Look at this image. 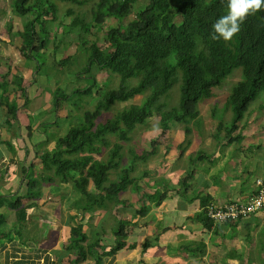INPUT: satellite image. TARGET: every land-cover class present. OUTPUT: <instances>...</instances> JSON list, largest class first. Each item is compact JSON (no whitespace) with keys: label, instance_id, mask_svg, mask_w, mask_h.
Instances as JSON below:
<instances>
[{"label":"trees","instance_id":"1","mask_svg":"<svg viewBox=\"0 0 264 264\" xmlns=\"http://www.w3.org/2000/svg\"><path fill=\"white\" fill-rule=\"evenodd\" d=\"M83 1L13 0L11 4L12 12L25 18L23 30L18 32L22 39V55L27 59L39 56L41 61L44 57L49 62L46 51L52 43V64L55 68L64 69L63 67L68 66L67 72L75 74L84 83L76 85L71 91L57 90L53 101L54 109L58 111L66 106L72 108L71 105L78 104L87 95L93 97L96 93L101 96L90 99L88 103L95 104L94 108L85 110L81 117H75L77 124L71 126L62 136L55 134V149L41 156V178L44 183L51 184L59 180L72 183L79 193V197L71 205L77 211L70 217V250L77 253L76 264L85 260L96 248H102L99 237L105 234L104 226L93 228L91 232L94 240H90L84 231L85 224L77 219L88 216V222L92 223L98 212L111 211L122 205V202L124 205L127 201L120 196L129 189L140 192L142 175L133 176L132 172L137 169L138 162L147 161L156 151L139 155L130 150L131 165L121 170L123 172L120 171L124 158L123 142H130L131 134L139 126L146 125L152 117L158 115L163 132L168 131L172 123L184 124L187 135L194 129H200L202 123L199 103L213 98L214 89L241 69L242 80L233 87L226 100L225 109L232 113L230 123L223 127L224 122L220 121L213 136L218 140L219 131L223 127L227 142H242L244 136L239 131L243 128L239 124L244 120L252 102L264 92V7L250 12L242 21L240 31L232 39L224 40L213 38L212 25L219 16L227 13V0H148V5L137 12L135 19L127 25L109 30L106 39L110 45L101 48L97 42H91L86 35H81V32H89L92 26L101 28L109 16L124 20L132 5L139 0H99L91 22L85 23L83 17L77 15L71 23L78 27L82 24L79 33V48L84 52L82 60L78 55L58 60L55 57L57 52L66 48L62 46V34H58L60 25H64L65 19H70L75 12L68 10L61 20L63 24L56 23L61 18L59 3L81 5ZM29 14L33 16L27 18ZM71 24L64 25L66 32L72 27ZM52 25L56 30L52 29ZM7 27L12 35V20ZM77 58L82 63L79 68H75L76 64H73ZM35 61L34 73L37 75L42 64H38L41 62L36 57ZM73 67L75 70H72ZM96 71L107 74V78L99 81ZM58 72L65 71H56L55 74ZM2 77L4 80L0 88L4 85L9 90L8 75ZM117 78L119 83L114 85L113 81ZM132 80H136V84ZM12 81L28 103L24 78L20 75L13 76ZM176 85H179V103L169 106ZM137 96H145L140 104L132 102L103 122L99 121L103 114L111 113L117 104L127 105ZM3 100L8 105V98L1 96L0 104H3ZM68 117L75 119L71 110ZM110 136L116 137L118 141L112 144ZM190 144L186 142L183 145L180 149L182 154ZM104 150H107L106 159H98L97 156H103ZM203 158L204 154L198 152L191 164ZM113 171L117 175L114 180L111 179ZM146 173L147 171L143 175ZM193 173L192 170L186 176L192 177ZM56 178L59 180L56 181ZM30 180L33 185L30 186V191L33 193L34 186H38L39 181L32 177ZM90 181L95 185L94 190H89ZM39 194L37 191L36 196ZM32 196H35V192ZM144 197L161 203L165 194L156 192ZM128 207L133 208L131 205ZM146 210L147 207L142 206L135 214L143 215ZM129 225L130 222L126 220H112L110 229L115 242L110 247L113 251L125 246Z\"/></svg>","mask_w":264,"mask_h":264},{"label":"crops","instance_id":"2","mask_svg":"<svg viewBox=\"0 0 264 264\" xmlns=\"http://www.w3.org/2000/svg\"><path fill=\"white\" fill-rule=\"evenodd\" d=\"M2 57L1 54L0 69L4 60ZM11 73L16 76L14 71ZM35 85V88H29L30 94L27 90L28 103L25 100L22 102L17 88H12V94L4 85L0 88V95L7 97L9 102L7 105L3 100V104H0V264H76L77 253L70 250V217L75 214L71 211V205L79 193L72 183L59 180L46 184L37 176L43 172L41 156L56 146V139L48 141L46 135L47 130L52 131L54 127L43 129V126L49 124L48 116L52 113L57 118L67 119L69 111L65 113L64 107L56 111L53 105L54 91L51 90V97L47 98L38 91V84ZM44 86L48 88V85ZM19 93L20 98L11 100L15 95L19 97ZM47 111L51 112L47 114ZM197 132L198 137L185 151L188 154L187 161L183 162L184 173L178 175L175 186L169 184L175 179L169 178L170 175L164 174L152 184L143 182L141 176L143 193L135 201V204H141L137 207L124 198L127 202L118 207L127 213L122 220L130 222L125 246L113 251L110 247L115 242L113 234L106 239L110 240L106 243L102 240L104 234H101L102 248H96L77 264H264V210L226 224L213 222L203 211V207L209 204L225 205L230 201H247L250 198L257 190L255 183L251 182L254 168L250 170L249 165L250 171H247L249 163L242 165V157L247 158L245 152L252 155L253 150L264 148L247 141L215 144L210 140L215 136L208 138L206 128L203 134L199 129ZM244 145L247 146L244 148ZM198 152H202L205 158L194 164L196 169L194 171L192 168V177H187ZM173 164L177 165L178 162L174 161ZM260 166L263 167L264 162ZM170 169L173 171L174 167ZM149 173L147 170L146 177ZM31 177L39 181L33 190L34 193L38 188V196L36 192L32 196L30 191V186H33ZM55 191L61 201L71 199L70 206L50 202ZM156 192L165 194L161 203L144 197ZM120 197L123 200V196ZM146 199L149 203H146ZM129 205L133 208H129ZM142 206L147 207L146 212L136 216L135 211ZM130 214L132 218L127 220ZM168 214L170 218L165 220ZM79 218L77 220L82 223H89L88 216ZM97 224L93 228L103 227L101 220ZM14 225L16 231L10 232ZM9 226H12L10 231ZM88 235L90 240H94L93 232Z\"/></svg>","mask_w":264,"mask_h":264},{"label":"rangeland","instance_id":"3","mask_svg":"<svg viewBox=\"0 0 264 264\" xmlns=\"http://www.w3.org/2000/svg\"><path fill=\"white\" fill-rule=\"evenodd\" d=\"M12 1L11 0H0V46H1V54L3 56L2 59H4L2 67L0 69V76L3 73L4 75H8L7 77L8 78L7 82L9 83L8 91H11L12 88H17L16 84L12 81V78H13L12 77L13 73H11L12 71L16 73V76L20 75L24 78V84L27 87L28 92H29V88H35L36 87L35 84H38V89H39L38 91L41 92V94L43 95L44 94L47 95V98L51 97L50 96L51 90L54 91L52 92L54 96L55 92L59 89L62 91H71L76 85L84 84L82 80L79 81L77 79L75 74L71 72H67L69 70L68 66L63 67L65 70L59 67L55 68L54 64H52L54 62V57L52 56L54 53L52 43L49 45L46 51L49 57V60H48L49 62H47V58L45 60V58L43 57L41 61L39 56H35L41 62V63H38V62L37 63L39 65L42 64V66L38 68L37 70V75H35L33 71V68L36 65L35 57H33L34 61L33 59H27L25 56L22 55L20 51V48L22 46V39L19 37L18 32H21L23 30V22L25 18L17 16L16 14H14V12H12V9H11ZM98 1L99 0H84L83 4L81 5L59 3V15L61 16V18L57 20L56 23L63 24L61 23V20L68 10H74L75 12L74 14H72L70 19H65L64 25L70 26L73 18H75L77 15L83 17L85 23L91 22L94 18V14L96 10L95 6L98 4ZM148 3H149L148 0H139L136 4L132 5L130 12L128 13L127 17L124 18V20L120 21L114 18L113 16H109L104 20L101 28L97 29V27L92 26L89 32L86 33L85 31H82L81 35H86V38L90 40L91 42L95 41L98 43V45L101 48H106L110 45L108 40L106 39V36L109 30L114 27L121 26V25H127L130 21L135 19L137 12L144 9L148 5ZM31 15L33 16V14H29L27 18H29ZM11 20L13 22L12 35L11 33L8 32V29H7L8 28L7 24ZM64 25H60L58 34L60 36L62 34V37L64 40L62 46L63 47L65 46L66 48L65 50H59L57 52L55 56L56 59L60 60L65 57H70V56L76 57V55H78V57H80V60H82L84 52L83 51L81 52L79 48L80 46L79 33H80V27L82 26V24L80 25V27L73 26L71 24L72 27L69 28L67 32L65 31ZM52 29L56 30V27L52 25ZM51 33L54 35L53 30L51 31ZM86 60H87V54H86ZM73 64H76L75 68L77 67L79 68L80 64L82 63H79V58H77L76 62H74ZM20 67L21 69H19ZM75 68L72 70H75ZM31 70L33 71L34 74L31 73ZM56 71H65V72H62V73L58 72L57 74H55ZM241 72H242L241 69H238L237 72L229 76L220 87L215 88L214 89L215 95L213 98L199 103L198 107L200 110V115L202 117V119L200 118L202 121L201 122L202 127L199 130L203 134V130L206 128V131L209 132L207 135L208 138H210L217 132V127L220 121L224 122L223 127L225 125H229L228 123H230L232 113L231 111H227L225 109L226 100H227L228 95L232 91L233 87L236 86V84L242 80ZM95 73L98 74L97 75L98 80L101 82L107 78V74L105 73H101L100 71H96ZM48 79H50L49 81L50 84L48 82ZM36 80L38 82H36ZM0 82H3L2 77H0ZM113 82H114V85H117L119 83V79L117 78ZM132 83L136 84V80H132ZM44 84L49 85L48 88H46ZM86 84H87V81H86ZM43 92H46V93H43ZM12 93L13 92L11 91L10 94ZM30 93L31 92H29V94ZM93 95H94L93 97L92 96L90 97L89 95H87V97H84L85 99L80 101L78 104L71 105L73 106L72 108L70 106L64 107L65 113L66 112L68 113V111L70 112L71 110V115H74L73 118H75L78 116L81 117L83 113L85 112V110H92L95 104L93 105V104L88 103L90 99L101 97V96H98V94L96 95V93ZM39 97H42V96L39 94ZM144 97L145 96H137L135 97V99L128 102L127 105L117 104L114 107V109L111 111V113L103 114V116L99 119V121L103 122L108 117H111L112 114H115L118 111L122 110L125 106L131 105L132 102L140 104L142 100L144 99ZM14 98H20V93H19V97L18 95H15V97H12L11 100ZM21 100L22 102L24 101V98L22 96H21ZM178 103H179V85H176L175 88L173 89L172 99L169 102V106H175V105H178ZM50 112L51 111H47V114ZM40 116H44V115H40ZM40 116L38 118H40ZM48 117H50L47 121V123L49 124H47L46 126L44 125L43 129L44 127L45 129L54 127L52 131L47 130L46 132L48 141L52 139H57L58 135L61 134L60 136H62L63 134H65V132H67V130L71 126H75L77 124V122L75 121L77 118L75 119L57 118L54 113H52ZM159 121H160V117L158 115H155L148 121L146 125L139 126L137 130L131 134L130 142H123L124 158L121 161L120 171L131 165L132 156L129 153L130 150L137 152V154L139 155H141L143 152L150 153L155 150L156 153L152 154L148 158L147 161L138 162L137 167H136L137 169L132 172V175L133 176L142 175L143 182L146 181L148 184H152L155 181L161 179V177H164V174L168 176L170 175L169 178H175V179L169 181V184H173L175 186V182L178 179V175L181 172L184 173L185 165H183V162L185 163L187 161L186 156L188 154V152L187 153L184 152L182 154V151L180 149L183 147V145L186 142L192 143L193 139H196L198 137L197 135L198 132H197V129H194L190 134L187 135L185 132L184 124H179V123H172L171 128L168 131L163 132L159 125L160 123ZM239 125L241 128H243V132L242 131H239V132H241L243 136L246 137V139L243 140L244 142L247 141L248 143L259 144V146H262L264 148V92L260 95V97L256 101L252 102L249 110L246 113V116L243 122H241ZM223 127L219 131L218 140H214L212 137L210 138V140H212V143L214 142L215 144H218V143L223 144L224 141H226V130ZM40 131L42 132V129H40ZM55 133H57V136L54 135ZM110 140L112 144L118 141L116 137H111V136H110ZM153 141H155V144H153ZM53 144L54 143H52L51 145ZM246 146L247 145H244V148ZM193 149L195 148L193 147ZM262 151L264 150L262 149L253 150L254 153L252 155L245 152L247 158L245 159V157H242L243 158L242 165H245V163H249L246 166L247 171H250L254 168V171H252L253 174L251 176V182L252 183L254 182L256 187L258 186V183H259V181L257 182V180L262 181V179H264V166L263 167H261L262 165L260 166L261 162L262 163L264 162V152L261 153ZM103 152H104L103 156L101 157L97 156L98 159L102 157L106 159L105 156L107 154V150H104ZM174 161L178 162V164L177 165L173 164ZM249 165H250V170L248 169ZM172 166L174 167L173 171H171L170 169L172 168ZM192 168L195 171L196 167L194 166V164L190 166L191 171H192ZM147 170L150 172L148 177H146V175H143V173ZM115 173L116 172L113 171L111 174L112 180L117 179V175ZM37 176L41 180V175L38 174ZM57 180L59 179L56 178V181ZM92 183L93 182L90 181L89 190H94L95 185L94 184L92 185ZM141 188L142 187L140 186V192H136L132 188L129 189L126 194L121 195L123 196V200L124 198L125 199L127 198L128 201L131 200V202L135 204V201L140 198L139 194H141V192L143 193V189ZM37 190L38 188L35 189L36 194H37ZM55 193L56 191L53 193L50 199V202L51 201L54 203L60 202L59 204H63V205L66 204L65 206H67V204L72 202L71 199H69L68 201L66 199H63L61 201L60 196L58 194L55 195ZM132 193H135L136 196H133L135 194H132ZM146 203H149V200L147 201L146 199ZM121 204L123 205V202ZM135 205L137 206L138 202ZM68 206H70V204ZM118 210H119L118 208L116 209V207H114L111 211L104 210L102 213L100 212V214L98 212L94 221L91 224L86 223L87 221L85 222L84 228L86 232L91 235V228H93L95 224H97L98 222L100 223V220H101L102 223L104 224L103 226L105 228V234H106V236L104 234L102 240L105 243L106 241L109 242L110 240L108 241L106 239L110 238L112 234L111 229H110V222L112 224V220H114L112 216H114L115 219L119 220V219H124L126 217L125 215L127 214L126 211H122V209H120L119 212ZM71 211L76 213L77 210L72 209ZM112 211H114V213ZM171 214H174V213H171ZM36 218L37 217H35V219ZM131 218H132V214L129 215L127 220ZM167 218H170L169 214H168V217L166 216L165 220ZM11 227L12 226H9L8 231L11 230ZM15 227L16 225H14L13 229L10 232L16 231ZM156 258L159 259V256H156Z\"/></svg>","mask_w":264,"mask_h":264},{"label":"clouds","instance_id":"4","mask_svg":"<svg viewBox=\"0 0 264 264\" xmlns=\"http://www.w3.org/2000/svg\"><path fill=\"white\" fill-rule=\"evenodd\" d=\"M227 6H228L227 13L219 16L212 25L213 27L212 36L215 39H220V38H223L224 40L232 39L233 36L240 31L241 23L246 18V16L250 12H255L261 9L262 7H264V0H227ZM262 181H264V179H262ZM258 190H259V186H257L256 191L258 192ZM257 192L253 193L251 196L257 194ZM235 201L246 202L244 200H235ZM206 207H203L204 209L203 211L207 213ZM262 210L258 212H261ZM209 219L211 218L209 217ZM242 219H246V218H242ZM212 221L215 222L214 220ZM221 224H224V223H221Z\"/></svg>","mask_w":264,"mask_h":264},{"label":"built area","instance_id":"5","mask_svg":"<svg viewBox=\"0 0 264 264\" xmlns=\"http://www.w3.org/2000/svg\"><path fill=\"white\" fill-rule=\"evenodd\" d=\"M258 181L259 190L249 200L246 202L231 201L226 206L210 204L206 207L208 216L217 223H226L247 218L264 209V182Z\"/></svg>","mask_w":264,"mask_h":264}]
</instances>
